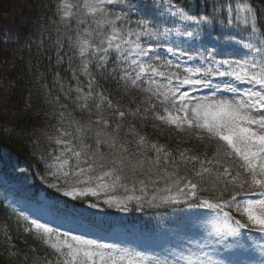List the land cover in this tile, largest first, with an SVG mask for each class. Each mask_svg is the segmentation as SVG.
I'll return each mask as SVG.
<instances>
[{
  "label": "snow or ice",
  "instance_id": "6c2138e0",
  "mask_svg": "<svg viewBox=\"0 0 264 264\" xmlns=\"http://www.w3.org/2000/svg\"><path fill=\"white\" fill-rule=\"evenodd\" d=\"M143 8H151L159 15H154L151 20H133L134 12L143 15V9L133 0H82V3L79 0L75 3L60 0L57 7L60 21L69 28L73 22L76 24L75 40L71 36L67 39L73 54L81 58L79 71L89 77L87 92L79 86L75 89L76 93L82 94L76 99L84 101L78 106L88 108L87 101L93 96L96 76L89 65L95 61L93 67L105 72L109 71L108 65H112L111 71H121L120 79L130 85L148 84L144 91L152 93L149 101L153 97H163L161 105L165 115L158 116V119L180 127L187 125L206 130L223 141L226 147L222 146V155L238 157L242 161L239 169L245 178L240 179L241 171L232 175V169L221 164L223 171H216L217 180L211 186L214 190L219 188V195L204 198L200 193L208 189L202 186V179L213 171L205 164L212 165L214 161H200L199 170H193L195 180L188 176L173 180L172 186L164 190L167 194L158 197L159 204H152V200L157 199L153 196L149 200L152 207L183 205L190 210L211 211L186 212L181 222L162 231L160 240L150 248L153 252L151 257L135 252L134 248L107 243L102 238L74 234L75 229L61 231L60 227L50 226L69 223V214L47 204L35 211L47 216L48 222L42 223L21 214L29 225L24 230L34 231L44 244L54 250L57 259L48 264H264V245L258 246L262 255L253 257L254 245L248 243L250 237L246 238L241 231L255 230L264 234V26L259 25V10L248 0H219V3L214 0L212 4L208 0H203V4L197 0L195 7L188 3L177 7L169 0L164 10L157 9L149 0ZM77 12L81 15L78 16ZM162 23L179 27H165L161 31ZM258 27L260 31H257ZM164 45H168L167 52L178 61L183 57L184 62H191L192 66L181 68L180 63L173 64L172 60L161 64L155 48ZM57 46H61L59 41ZM190 52L195 55H190ZM63 58L58 56V62ZM71 59L69 57V61ZM72 72L73 77L79 79L77 70ZM159 77H163L165 82L156 79ZM215 78L227 79L214 82ZM245 84L251 87H241ZM185 86L211 89L212 92L208 97L196 99L184 90ZM224 92L230 93L232 99L216 98L217 93ZM95 95L100 99L96 109L107 103L108 108L113 109L112 118L117 115L125 117L126 113L115 109L112 101L102 93ZM169 103L175 111L166 106ZM156 107L151 105L153 110ZM93 123L102 124L105 128L111 126L109 119L102 117L95 122L89 121L88 127L77 126L78 135L74 137L77 144L66 139L71 135L69 132L49 137L62 151L50 157L51 163L45 159L48 174L57 180L63 177L65 184L72 177H82L75 183L88 185L71 187L66 192L68 196H99L101 192L115 189L121 180L115 167L98 175H88L95 172L100 159L95 152L89 154L90 145L85 143L92 133ZM120 127L119 123L115 124L116 130ZM99 135L100 132H96V136ZM144 142L145 137L140 136L137 143ZM110 146L117 147L115 136ZM119 147L121 152L127 151L125 145L120 144ZM152 148L157 152L161 150L155 144ZM180 156L183 158L184 152ZM186 159L199 161L195 155ZM117 162L123 163V157L112 161V164ZM81 164L86 167H81ZM99 167L103 169L104 164H99ZM119 187L127 190L125 184H119ZM141 191L146 192V186ZM251 196L258 198L250 199ZM132 200L137 202V210H141V196H128L125 200L109 197L105 203H115L121 211H128L127 203ZM233 212L241 219H237Z\"/></svg>",
  "mask_w": 264,
  "mask_h": 264
},
{
  "label": "trees",
  "instance_id": "16d2710c",
  "mask_svg": "<svg viewBox=\"0 0 264 264\" xmlns=\"http://www.w3.org/2000/svg\"><path fill=\"white\" fill-rule=\"evenodd\" d=\"M133 2L143 9L140 16H154L152 10L143 8L149 0ZM170 2L177 7L185 3L194 7L197 4V0ZM213 2L208 0L209 4ZM215 2L219 3V0ZM248 2L259 10V25L264 26V0ZM59 3V0H0V167L3 175L10 181H20V189L38 186L48 168L45 159L51 161L49 150L53 140L49 137L69 132L72 139H68L77 144L74 139L78 135L76 127H88L89 121L95 122L102 117L109 119L111 126L104 128L93 123L92 133L85 140L90 145L89 154L95 152L100 158L95 170L101 169V163L104 164V171L115 167L116 175L121 176L115 192L127 191L142 197L141 210H137V202L132 200L127 203L128 211L116 208V213H108L107 219L113 218L123 225L139 226L155 233L163 227H173L181 222L186 212H210L209 209L190 210L183 205H149L153 196H157V199L152 200V204L160 203L158 197L167 194L164 190L172 186L173 180L184 176L195 180L193 170H199L200 161L206 160L214 161L212 165L205 164L213 171L204 175L202 186L208 190L200 194L204 198H214L220 190H214L211 186L217 180L216 171L222 172L223 169L215 163L211 150L200 152L198 148L201 147L196 150L187 148L170 131L158 126L157 116L165 115L163 106L155 104L157 107L153 110L151 106H145L138 96L125 92L120 79L121 71L112 72V65H108V72L95 69V61L89 65L96 76L93 96L87 101L88 108L78 106L84 101L76 99L77 95L82 94L76 93L75 89L79 86L87 92L89 77L79 71L81 58L73 54L67 39L69 36L72 39L76 37V24L73 22L69 28L60 21L57 12ZM200 3L203 4V0ZM257 31H260L259 27ZM58 41L60 47L57 46ZM58 56H63V60L58 62ZM73 69L77 70L79 79L73 77ZM95 93H102L110 99L115 109L126 113L125 117L117 115L112 118L113 109H109L107 103L96 109L95 105L100 99ZM116 123L121 125L119 130L115 129ZM96 132H100L99 137ZM113 136L117 142L115 148L110 146ZM140 136L145 137L143 144L137 143ZM120 144L125 145L127 151L121 152ZM153 144L161 150L157 152L152 148ZM181 152H184L183 158ZM193 155L198 156L199 161L186 159ZM120 157H123V163L113 165L112 161H119ZM119 184H125L127 190L119 187ZM145 186L146 192H142ZM47 193L75 211L84 206L81 199L62 196L56 187L48 188ZM21 214L0 197V264H40L54 256V252L34 231L25 232L29 225ZM4 228L12 235L11 239L4 235Z\"/></svg>",
  "mask_w": 264,
  "mask_h": 264
},
{
  "label": "rangeland",
  "instance_id": "374dc122",
  "mask_svg": "<svg viewBox=\"0 0 264 264\" xmlns=\"http://www.w3.org/2000/svg\"><path fill=\"white\" fill-rule=\"evenodd\" d=\"M70 2L75 3L77 2V0H70ZM79 2L82 3V0H79ZM152 3L155 5L157 9L164 10L166 9L169 1L168 0H154ZM146 10H152V9L146 8ZM74 11L76 10L74 9ZM151 14L159 15V12H156V13L153 12ZM77 15L80 16L81 12H77ZM141 18L151 20L153 17L148 18V17H145V15L144 16H140L138 14L135 15V12L132 15L133 20L141 19ZM161 19H164V18L161 17ZM92 26L94 27L95 25L93 24ZM165 27L174 28V27H179V25H173L170 23H162L160 25L161 31H163ZM75 38L73 40H75ZM167 48H168V45H164L163 47H160V48H155V52L160 56L161 64L165 60H172L173 64L180 63L181 68L192 66L191 62H184L183 57H181L180 60L178 61L175 56L167 52ZM189 54L195 55L194 52H190ZM122 75L123 73L121 72L120 77ZM156 79H158L161 83L165 82L163 77H159ZM220 79H227V78H215L214 82H217ZM121 81L123 83V88L125 89L124 91L138 96L145 106L150 107L152 104L161 105V101L163 100V97H159V98L153 97L150 101L148 100V98L152 95L151 92L144 91V89L148 87V84H139L137 86H132L130 85V83L126 82L123 79H121ZM241 87H251V86L245 84V85H241ZM184 90L189 91L190 95H192L196 99H203L205 97H208L212 92L211 89H195V88H188L187 86H185ZM216 98L217 99H232V95L227 92H224L223 94L217 93ZM98 103H100V101H98L97 104ZM102 105L103 104H101V106ZM166 106H168L170 110L175 111L174 109H172L170 103L167 104ZM156 121H157L156 124L158 126L162 127L163 129L167 131H170L171 134L175 138H178L180 143H182L185 147L191 148L194 150H196V148L198 147H201V148H198L200 152H206L207 150H211L213 159L215 161L219 160L220 165L223 164L225 166L230 167L232 169V175H236V172L238 170L241 171L242 173V170L239 169V165L240 163H242V161L236 156L224 157L222 155V152H223L222 146L226 147L224 145V142L212 136L206 130L199 129L196 127H189L187 125H183L182 127H180V126L171 124L167 122L166 120H162L158 118H156ZM68 138L72 139L70 136L66 137V139ZM60 151H62V148L59 145H56L53 140V144L49 150V157H54L55 155H58ZM51 162L52 161H50L49 163ZM73 164H74V161H73ZM80 166L86 167V165L84 164H81ZM102 171L104 170L103 169H100L97 171L95 170L94 173H89L88 175H98ZM48 172H49V169L47 168L45 170V175L38 186L36 187L25 186L24 188L20 189L21 182L17 180L10 181V179L6 178L3 175L2 169L0 167V197L5 199L8 204L15 206V208L20 210L23 213V215H27L29 219H39L40 222L42 223L48 222L47 216H41L35 210L43 204L54 206V208H58L62 210V212L69 214V217H68L69 223H65L62 226L59 224H53L50 226L60 227L61 231H68L70 229H75L74 234H82V235L86 234V235H89V238H102L107 243H118L120 244L121 247H129L130 249L134 248L135 252H140L142 255H145L148 257H151L153 255V252L150 251V248L156 242L160 240L162 231L165 229H171L174 227V226L173 227L172 226L163 227L155 233H150L149 231L142 229L139 226H132L130 224L123 225L118 221H114L113 218L107 219L108 213L113 215L116 213L115 209L119 208L115 205V203L111 205L108 203H105V201L109 197H114L119 200H125L128 196H134V194H131V192H127V191L116 193L115 192L117 188L116 187L115 189L107 190L106 192H101L99 196H91V195H88L86 197L68 196L66 195V192L70 190L71 187L73 186L87 187L88 186V185H82V184L75 183L77 179H83V178L82 177H72L70 178V182L65 184L63 177H61L60 180H57L55 177L50 176ZM244 178H245V175L242 173L240 176V179H244ZM53 185H57L56 188H58V191L60 192L62 196H67V197H70L71 199H81L82 202L84 203V206L81 208V210L75 211L74 209L67 207V205H64L61 201L58 200V198L50 197L47 192H48V188L52 187ZM92 186H94V183ZM249 198L257 199L258 197L251 196ZM92 205H98V206L93 207ZM113 208L114 210H111ZM108 210H111V211H108ZM233 214L237 216V219H241V217L235 212H233ZM77 225H83L84 227L77 228L76 227ZM241 231L242 233L245 234L246 238L250 237V239H248V243L254 245L252 249V256L253 257L261 256L262 253L260 252L258 246L264 245V239L261 238V237H264V234H261L255 230L249 231L247 229H244ZM4 235L7 237V239L9 238L11 239L12 235L6 228H4ZM122 241L123 243H121ZM10 246L13 247L14 245H10ZM45 246L47 245L45 244ZM47 247L50 248L49 246ZM50 250L51 252H54L53 249L50 248ZM135 252H133L132 254L135 255ZM15 254L16 252L12 253L13 256ZM56 259L57 257L54 253L53 257L51 258L49 257L45 259V261H43L40 264H48L49 261L54 262Z\"/></svg>",
  "mask_w": 264,
  "mask_h": 264
}]
</instances>
